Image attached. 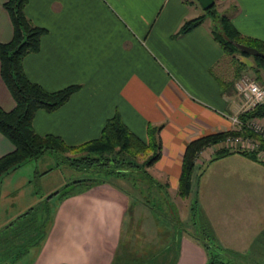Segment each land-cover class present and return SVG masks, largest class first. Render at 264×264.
<instances>
[{
    "label": "crops",
    "instance_id": "crops-1",
    "mask_svg": "<svg viewBox=\"0 0 264 264\" xmlns=\"http://www.w3.org/2000/svg\"><path fill=\"white\" fill-rule=\"evenodd\" d=\"M5 1L0 0V43L11 38L9 18L2 8ZM213 2L215 11L226 16L239 35L264 44V0ZM194 3L26 0L25 17L45 34L39 50L21 61L25 77L47 92L79 86L52 113L37 111L31 122L33 131L78 146L96 139L114 114L144 141L147 125L159 127L160 157L146 171L153 180H167L168 190L175 194L185 145L234 129L229 118L240 111L241 103L232 88L239 74L248 70L264 87V71L255 68L253 60L221 51L211 35L209 18L189 33L174 37L184 21L203 14L196 13ZM13 106L0 79V109L7 112ZM250 123L264 129V118ZM216 148L198 154L193 175L211 161L205 168H211L209 179L201 186L208 182L209 189L222 190L224 185L227 193L236 195L232 206L241 207L244 213L237 215L254 222L256 230L250 232L253 243L264 230V163L238 153L212 160ZM11 149L0 135V157ZM218 165L227 170L224 178L214 179ZM178 200L186 202L188 212L190 201ZM125 202L119 193L95 187L62 200L50 213L44 238L25 249L33 250L28 264H109L119 242ZM203 263L199 246L187 235H180L176 264Z\"/></svg>",
    "mask_w": 264,
    "mask_h": 264
},
{
    "label": "trees",
    "instance_id": "trees-1",
    "mask_svg": "<svg viewBox=\"0 0 264 264\" xmlns=\"http://www.w3.org/2000/svg\"><path fill=\"white\" fill-rule=\"evenodd\" d=\"M196 3V2H195ZM26 0H6L2 4L3 10L6 12L11 25V38L8 42L0 43V79L5 89L13 100L14 106L10 111H3L0 109V135L5 138L12 149L9 153L0 157V177L6 175L23 164L31 160H36L46 152L58 153L65 155V160L70 163L74 168L78 169H93L97 173H102L108 176L105 180L101 177L98 179H79L72 181L70 184L65 185L60 190H56L51 196H55L60 203L62 200L75 195H81L89 191L92 187L106 183L120 191L128 201L125 207L124 217L132 210L135 204H141L143 207L148 208L161 218L158 220V225L162 223L165 225L163 234V245L176 243L179 250L180 235L185 232L186 235L195 242L203 251L204 263L203 264H241L240 260L243 255L235 254L227 249H223L219 245L210 242L209 236L203 233L205 225L202 223L200 226L194 227L195 232L198 230L203 233L205 237L198 238L195 233L189 234L181 227L177 221V216L172 212V206L168 202L166 192L167 184H160L146 171L147 168L152 166L160 157V142L157 137L159 127H146V140H141L132 134L120 121L117 114L107 119L96 139L87 141L78 146H67L60 138L53 135L38 136L32 129L31 122L34 114L37 111H43L47 114L52 113L61 106H63L69 97L77 92L78 85L67 86L57 91L47 92L35 83L30 82L23 72L21 61L23 57L28 54L36 53L39 50V41L45 30L36 27L30 23L25 17L23 9ZM205 18H209L213 23L211 35L213 40L219 45L221 51L228 55L240 54L230 42L241 44L247 47L256 49L264 54V44L245 38L239 35L232 27L229 19L215 11L214 5L203 11L201 16L184 21L179 27L174 37H178L189 33L194 28L198 27ZM248 57V56H247ZM255 68L264 71V61L260 58H253ZM239 72V67L237 68ZM257 118H264V103L250 110H246L237 115L239 126L230 131L219 132L211 135L202 136L189 141L183 150L180 171L176 185V195L180 199H186L191 193V185L193 180L194 163L198 154L206 148L216 147L221 144L226 137L241 136L252 139L257 142L260 147H264V140L259 135L254 133L248 124L251 120ZM238 153L243 157L257 162L254 154L239 152L235 150L225 149L218 147L213 151L212 160L219 159L227 154ZM67 154H78L76 158H70ZM143 155L145 159L136 164L134 157ZM259 162V161H258ZM132 173L137 176L136 180H123L126 181L132 188L134 193L127 192L121 187L108 182L109 179H122ZM133 179V178H132ZM80 186L81 189H76ZM71 187V189H70ZM161 201H163L161 204ZM167 204V205H166ZM165 210V213H160ZM168 211V212H167ZM34 212L33 207L28 208L22 217L31 215ZM170 213V214H169ZM190 223L193 227L199 221L198 208L195 202L188 207ZM50 213L45 211L41 213L43 222H34L33 228L34 235L29 238V245L38 244L44 236L47 229V221H49ZM19 216L15 222H11L7 227H14L17 223ZM34 221V219L32 220ZM29 220L23 223L27 228ZM43 224V225H42ZM46 225V226H45ZM168 228H166L167 226ZM35 230V231H34ZM13 234L17 233L18 228H12ZM170 240H166V238ZM259 238V241L256 239ZM253 242L255 248H258L260 254L264 256V230L258 235ZM162 245V246H163ZM151 248L153 246L151 245ZM176 251L177 248L175 247ZM155 250V253L167 251V247L162 250ZM138 251H131L126 244H122L119 237L118 245L113 253L112 260L109 264H160L154 263L149 260L148 256L138 255ZM250 254V253H249ZM156 255H152L155 257ZM178 251L172 260L167 261L164 256L162 257L163 264H176ZM254 261V260H252ZM255 263V262H254ZM253 263V264H254ZM258 264V263H256ZM261 264H264L262 262Z\"/></svg>",
    "mask_w": 264,
    "mask_h": 264
},
{
    "label": "rangeland",
    "instance_id": "rangeland-1",
    "mask_svg": "<svg viewBox=\"0 0 264 264\" xmlns=\"http://www.w3.org/2000/svg\"><path fill=\"white\" fill-rule=\"evenodd\" d=\"M186 1L194 2L193 0ZM194 4L196 6V13H202L198 5H196V3ZM238 56L247 58L250 62L253 60L250 56L245 57L240 54H238ZM241 74H246L249 78H253L248 70H245V72ZM67 156L76 158L80 155L67 154ZM65 157V155L58 153L46 152L36 160L28 161L19 168L0 177V227L4 224H8L10 220H16L17 216H19V220L13 225L14 227H12L13 229L15 227L18 228L19 231L17 233L13 234L12 228L10 227H3L0 229V264L29 263L33 250L29 248L28 251L25 252V249L29 245L28 241L30 236L34 235L33 229L31 228L34 227V222L41 223L44 221L43 218L41 219L42 212L45 213V211H49V213L53 214L58 205V199L55 196H51L48 199L47 196H50L56 190H60L65 185L75 180L98 179L101 177H105L103 179L106 180L108 178L107 175L97 173V171L93 169L83 170L74 168L65 160ZM144 159L145 157L143 155L134 157L136 164H140ZM210 163L211 161L206 162L202 167H199L198 171H195L196 174H194L193 177L192 190L187 197V201H190V204L194 201L198 208L199 221H197L193 227L190 223L189 213L186 210V202L178 200L180 198L176 195V189L175 194L168 190L169 186L167 180H157L160 184H167L166 192L168 202L172 206V213L177 216V221L189 234L195 233L196 237L202 238L205 237L203 235V233H205L209 236L210 242L235 254L239 253L243 255L240 260L241 264H253L254 262V264H261L264 262L263 254H260L258 248H255L253 243H250V232L252 233L256 230L253 225L254 222L252 221V223H249L250 218L243 216L244 213H242L243 209L241 207L234 208L232 206L236 195L230 192L227 193L224 185H222V190H217L214 186H210L211 189H209L207 186L208 182H205L206 187L201 186L203 181L209 179L210 175L208 176V174H210L211 168H205ZM226 170V167H220V165H218L216 170H214L216 176L213 178L217 179V176H223L224 178L223 173H225ZM131 174V172L128 175L126 174L122 179H109L107 181L116 184L127 192L134 193L135 191L133 192L129 184L123 181L136 180L135 178H137V176L134 174L132 177ZM250 180L255 179L251 178ZM197 184H199V186H197ZM94 187L98 189V191L116 192L117 194L119 193L121 197L123 196L126 198L120 191L109 184L101 183ZM75 188L81 189L80 186H76ZM128 201L131 204V201L127 200V202H125L126 206ZM162 202L163 201H161V204H163ZM30 207H33L34 212L31 215L21 218V214ZM165 212L166 211L163 210L160 213L162 214ZM239 213L243 215L238 216L237 214ZM206 215L213 224L212 227L208 223ZM33 219L34 221H32ZM27 220H29V224H27L28 226L26 230H24L25 227L23 223ZM158 220H161V218L157 216V213L148 210V208L143 207L141 204H135L132 206V210L127 217H124V223H127V225L121 229L120 240L122 244H126L129 250L138 251V255L141 256L146 257L149 255L150 261L163 264L162 257L164 256L167 261L172 260L178 251V247L175 242L174 245L162 244L165 225L162 223V225L159 226L157 224ZM201 223L205 225L203 233L199 230L195 232L194 227L198 228ZM166 228H168V226ZM182 235L186 234H181V236ZM166 240L168 241L170 239L167 237ZM256 240L259 241V238ZM249 243V248H247ZM151 245L153 248H151ZM164 247H167V251L161 253L154 252L158 248V251H160ZM246 249L247 251L243 253ZM152 255L156 256L152 257Z\"/></svg>",
    "mask_w": 264,
    "mask_h": 264
},
{
    "label": "built area",
    "instance_id": "built-area-1",
    "mask_svg": "<svg viewBox=\"0 0 264 264\" xmlns=\"http://www.w3.org/2000/svg\"><path fill=\"white\" fill-rule=\"evenodd\" d=\"M232 88L235 96L241 103L238 114L264 103V87L257 83L254 78H249L246 74H240L234 81ZM237 115L229 118L234 128L239 126ZM248 127L264 140V129L253 126L250 122ZM216 147L254 154L259 162L264 163V147H260L257 142L250 138L241 136L226 137Z\"/></svg>",
    "mask_w": 264,
    "mask_h": 264
},
{
    "label": "water",
    "instance_id": "water-1",
    "mask_svg": "<svg viewBox=\"0 0 264 264\" xmlns=\"http://www.w3.org/2000/svg\"><path fill=\"white\" fill-rule=\"evenodd\" d=\"M194 2L197 3V5L199 6V8L202 11H206L208 9H210L213 6V0H193ZM240 53L253 57V58H260L264 61V54L257 51L254 48L251 47H247L241 44H237L234 42H230Z\"/></svg>",
    "mask_w": 264,
    "mask_h": 264
}]
</instances>
